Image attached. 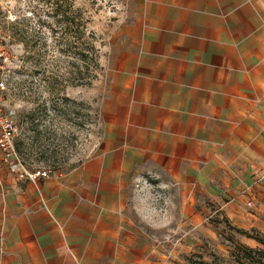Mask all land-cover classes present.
Returning a JSON list of instances; mask_svg holds the SVG:
<instances>
[{
	"label": "crops",
	"instance_id": "1",
	"mask_svg": "<svg viewBox=\"0 0 264 264\" xmlns=\"http://www.w3.org/2000/svg\"><path fill=\"white\" fill-rule=\"evenodd\" d=\"M133 1L100 147L38 183L0 169V264H169L131 217L147 175L264 228V0Z\"/></svg>",
	"mask_w": 264,
	"mask_h": 264
},
{
	"label": "rangeland",
	"instance_id": "2",
	"mask_svg": "<svg viewBox=\"0 0 264 264\" xmlns=\"http://www.w3.org/2000/svg\"><path fill=\"white\" fill-rule=\"evenodd\" d=\"M69 4L78 21L96 34L100 49V69L93 71L89 85H71L69 80L51 85V77L63 74L67 79L72 69V58L64 52L69 36L66 21H60L63 12L53 14L57 5L66 12ZM134 5L133 0H0V35L12 59L6 103L17 109L21 135L16 145H21L29 168L66 171L100 147L103 102L112 90L120 33L133 18ZM24 33L28 46L22 42ZM77 65L84 72V64ZM135 188L131 217L153 253L163 250L169 264L227 261L231 236L260 246L234 230L244 228L226 214L228 198H212L191 187L181 190L177 183L150 175ZM257 229L264 234V228Z\"/></svg>",
	"mask_w": 264,
	"mask_h": 264
},
{
	"label": "trees",
	"instance_id": "3",
	"mask_svg": "<svg viewBox=\"0 0 264 264\" xmlns=\"http://www.w3.org/2000/svg\"><path fill=\"white\" fill-rule=\"evenodd\" d=\"M60 12H63L64 16V20L60 21H66L65 34L69 36L68 41L66 42L67 47L64 52L72 58L69 62L72 69H70V77L67 79L64 78L63 74H56L55 77H51L52 82H49H51V85L59 86L63 82L69 80L68 82L71 83V85H89L95 77L93 71L95 69H100V49L96 45V34L89 30L87 23L82 25L80 21H78L77 14L73 11L70 4L67 7L66 12L62 11L61 7L59 8L57 5L53 14L58 16ZM47 15L50 16V13ZM26 38H28V35L27 33H24V40L22 42L25 46H28ZM78 43L80 47H78ZM78 61L84 64V72L78 67ZM74 69L77 71H74ZM32 125L34 126L33 123ZM16 148L22 155L23 151L21 145L17 144ZM225 221L228 222V219L226 218ZM233 228L239 234L255 240L260 246L251 247L235 240L234 237L231 236L228 244L229 252L227 261L213 259L211 263H207L200 259L194 261L193 264H264V234L256 229L244 230L235 227Z\"/></svg>",
	"mask_w": 264,
	"mask_h": 264
},
{
	"label": "built area",
	"instance_id": "4",
	"mask_svg": "<svg viewBox=\"0 0 264 264\" xmlns=\"http://www.w3.org/2000/svg\"><path fill=\"white\" fill-rule=\"evenodd\" d=\"M12 59L0 35V169L38 183L40 179L51 178L61 171H52L45 168H29L16 148V140L21 135V126L17 121L18 113L16 107L6 103L8 77L11 70Z\"/></svg>",
	"mask_w": 264,
	"mask_h": 264
}]
</instances>
